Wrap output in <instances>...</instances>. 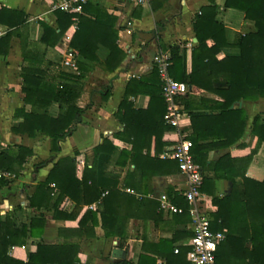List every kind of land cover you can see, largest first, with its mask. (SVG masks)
<instances>
[{
  "label": "trees",
  "instance_id": "obj_1",
  "mask_svg": "<svg viewBox=\"0 0 264 264\" xmlns=\"http://www.w3.org/2000/svg\"><path fill=\"white\" fill-rule=\"evenodd\" d=\"M207 1L208 5L193 18L197 41L191 50L190 73L185 72L180 47L173 45L168 48L169 74L191 88L178 100L185 110L191 106L186 98L190 92L199 96L201 103L200 108L189 112L191 133L186 140L194 163L204 174L201 191L212 196L216 207L211 214V230L225 235L217 247L214 264H264V179L256 181L246 175L258 147L264 143V124L260 117L255 116L251 122V134L257 138V145L248 155L232 158L225 154L215 162H207L210 151L230 148L245 132L246 112L231 109V106L241 100L264 98V0H225V8L242 11L255 28L253 33L239 36L233 44L226 42L224 27L215 19V0ZM52 14L54 26L38 20L42 35L38 41H33L29 39L31 16L22 10L0 7V59L8 55L13 38L19 40L22 58L19 76L23 106L13 112L11 132L29 138L41 135L49 141L48 160L35 164L32 174L48 164L52 167L28 197V207L34 212L50 211L53 219L70 221L76 220L84 207L96 205V208H87L82 213L76 229L58 230L62 243H38L26 262L11 258L9 251L12 247L24 246L29 237H41L43 216L31 218L28 225L18 228L6 215L0 221V264H82L77 257L78 242L82 238H93L95 227L100 226L104 238L126 240L130 220L152 221L155 226L164 223L166 215L158 201L150 197L156 195L152 178L178 171L175 161L159 158L178 137L176 129L164 120L166 105L155 68L147 76L127 81L114 114L123 129L113 138L126 148L119 149L103 138L101 144L92 149L90 162L81 152H75L72 157H59L61 144L73 134L88 107L80 104L84 75L95 65L114 72L125 53L118 46L116 18L106 12L99 0H89L82 7V14L63 11ZM73 24L76 30L69 47L78 57L74 74L66 72L61 63L45 57L47 49L56 47ZM100 47L107 51L102 62L97 56ZM223 49H234L237 53H226L218 59ZM218 79L224 81V87L214 86ZM108 94L102 93V99L106 100ZM139 95L148 97L146 109L134 107L133 99ZM208 102L211 105L207 107ZM25 106H29L28 111ZM53 106L57 108L56 117L49 114ZM206 140L210 143L204 144ZM32 157V150L27 147L9 146L6 152H0V174L6 172L18 178ZM79 162L84 163V168L78 179L76 165ZM205 172L212 173V177ZM214 180L230 182V192L220 198L213 196ZM12 181L0 177V190ZM164 193L184 210L183 214L173 215L169 224H180L183 228L175 229L170 239L151 242L143 238L136 263L121 260L112 264H158L157 260L160 264H188L189 241L175 245L192 236L185 228L190 223L188 203L171 187ZM64 200L72 203L70 211L60 208Z\"/></svg>",
  "mask_w": 264,
  "mask_h": 264
},
{
  "label": "crops",
  "instance_id": "obj_2",
  "mask_svg": "<svg viewBox=\"0 0 264 264\" xmlns=\"http://www.w3.org/2000/svg\"><path fill=\"white\" fill-rule=\"evenodd\" d=\"M106 12L116 18L115 28L118 33V46L125 53V58L114 72H108L100 65L92 66V70L84 75L81 83L83 95L80 99L81 106L87 107L82 115L73 134L61 144L59 157L73 156L75 152L84 153L89 162L91 161L92 149L101 144L103 138L110 140L119 149L126 148V145L113 135L122 131L123 125L115 118L114 114L118 109L122 99L125 85L131 78L147 76L153 69V57L157 51H168L173 45L180 47V55L184 58L185 72L191 71V50L195 36L193 32V18L204 6L208 5L207 0H152L148 6L133 7L123 2V0H99ZM53 0H0V7L22 10L29 16V39L38 41L42 35V29L38 25V20H44L50 26H54V17L49 13V7ZM225 0H215V19L224 27L225 40L228 44H233L239 36L253 33L255 28L251 21L244 18V13L236 9L224 7ZM2 29L0 28V31ZM76 30L73 24L64 34L61 41L54 48H48L45 54L46 59L61 63L64 54L69 47L70 40ZM197 41V40H196ZM208 45L211 43L208 42ZM161 48H166L162 50ZM226 53L235 54L237 50L223 49L217 56L218 59L224 57ZM100 61L107 57V51L103 48L97 50ZM78 57L76 58L77 61ZM22 64L19 40H11V48L7 56L0 59V152H6L9 146L21 145L32 150L33 157L25 164L21 175L0 190V221L9 215L15 225L20 228L28 225L31 218L43 216L45 221L43 233L40 238H27L24 246L12 247L9 256L13 259L26 262L30 253L36 250V245H56L63 242L58 230L76 229L78 220L87 209L95 210L96 205L84 207L79 217L74 220L53 219L52 212L41 209L34 212L28 207V197L34 191L38 182H43L47 177L52 164L39 169L36 174H32L33 166L49 158V141L41 135L29 138L27 135L14 134L11 132L13 126L12 115L15 109L23 106L21 86L22 81L19 76ZM68 73H76V69L63 68ZM215 87H224L225 83L221 79L214 82ZM106 93V100L101 94ZM190 100V108L182 111L186 115L182 123L184 132L191 133L189 112L200 108L199 96L190 92L186 97ZM148 97L139 95L133 99L136 109H146ZM211 104L208 102L207 107ZM243 109L247 114V122L243 136L227 149L212 150L207 155V162H215L221 156L229 154L232 158H241L255 149L257 138L251 134L250 126L255 116L260 117L264 124V98L256 101H239L231 106V109ZM29 110V106H25ZM207 113H210L208 110ZM214 114L217 112L214 111ZM49 114L56 117L57 108L49 109ZM222 131V130H221ZM210 143L206 140L203 143ZM84 163L76 165V177H81ZM205 175L212 177V173L205 172ZM246 175L256 181L264 179V143H262L247 168ZM182 182L181 176L176 172L168 176H155L152 178V187L157 198L159 193L165 192L168 187H175ZM231 183L225 180H214L213 196L222 197L230 192ZM204 200L201 208L214 214L216 207L212 204V196L203 193ZM72 203L64 200L61 209L70 211ZM172 216H165L164 223L158 226L152 221L143 223L142 221L130 220L128 225V235L126 240L118 238H104L100 226L95 227L93 238H82L78 242V259L82 264H112L121 260L114 258L115 250L125 252L123 260L136 263L141 254L142 239L157 242L158 239H170L175 229L183 228L180 224L170 225ZM190 217V216H189ZM190 223L185 227L191 232ZM73 241H76L75 239ZM188 240H181L175 245L180 246ZM160 260L157 263L160 264Z\"/></svg>",
  "mask_w": 264,
  "mask_h": 264
},
{
  "label": "built area",
  "instance_id": "obj_3",
  "mask_svg": "<svg viewBox=\"0 0 264 264\" xmlns=\"http://www.w3.org/2000/svg\"><path fill=\"white\" fill-rule=\"evenodd\" d=\"M89 0H53L49 7V13L55 11L73 12L82 14V7ZM152 0H123L133 7H146ZM77 53L68 49L61 65L63 68L75 70ZM153 65L157 71L161 83V95L166 105L164 120L166 124L174 127L177 131L178 140L175 144L164 149L159 155L160 159L173 160L177 164V173L181 176L180 185L173 187L188 203V214L191 218L190 251L187 255L188 264H214L215 253L219 244L225 239L224 233L211 230L212 217L210 212L201 208L204 195L201 191L204 174L201 168L194 163L190 153V145L186 140L187 134L182 128L181 121L186 118L178 102L180 97L186 95L191 88L185 83L175 81L169 74L171 66L170 53L157 51L153 57ZM0 177L12 180L14 177L9 173H1ZM129 192V190H127ZM156 200L160 210L166 216L180 215L184 213L181 207L176 206L164 192L159 193Z\"/></svg>",
  "mask_w": 264,
  "mask_h": 264
},
{
  "label": "water",
  "instance_id": "obj_4",
  "mask_svg": "<svg viewBox=\"0 0 264 264\" xmlns=\"http://www.w3.org/2000/svg\"><path fill=\"white\" fill-rule=\"evenodd\" d=\"M194 42H196V39H194ZM113 256L117 260H123L125 258V252L121 250H115Z\"/></svg>",
  "mask_w": 264,
  "mask_h": 264
}]
</instances>
